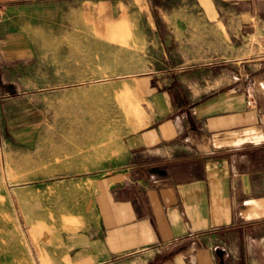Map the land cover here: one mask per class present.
<instances>
[{
    "label": "rangeland",
    "instance_id": "rangeland-1",
    "mask_svg": "<svg viewBox=\"0 0 264 264\" xmlns=\"http://www.w3.org/2000/svg\"><path fill=\"white\" fill-rule=\"evenodd\" d=\"M161 1L39 0L0 33V264H65L53 235L81 212L89 176L124 164L155 121L142 79L232 58L189 3ZM8 16L0 7V29ZM237 44L264 58L258 40Z\"/></svg>",
    "mask_w": 264,
    "mask_h": 264
},
{
    "label": "crops",
    "instance_id": "crops-1",
    "mask_svg": "<svg viewBox=\"0 0 264 264\" xmlns=\"http://www.w3.org/2000/svg\"><path fill=\"white\" fill-rule=\"evenodd\" d=\"M173 1L233 45L232 58L188 67L182 81L142 79L155 121L124 164L89 176L81 212L53 235L65 264H264V58L236 55L240 37L264 50V0ZM37 3L0 0V33Z\"/></svg>",
    "mask_w": 264,
    "mask_h": 264
}]
</instances>
